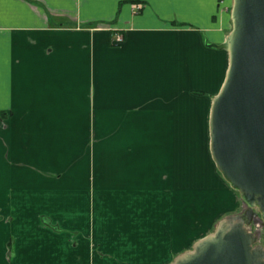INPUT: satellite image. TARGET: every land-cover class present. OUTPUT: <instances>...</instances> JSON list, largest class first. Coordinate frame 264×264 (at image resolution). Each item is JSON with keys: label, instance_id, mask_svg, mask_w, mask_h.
I'll return each mask as SVG.
<instances>
[{"label": "crops", "instance_id": "1", "mask_svg": "<svg viewBox=\"0 0 264 264\" xmlns=\"http://www.w3.org/2000/svg\"><path fill=\"white\" fill-rule=\"evenodd\" d=\"M231 5L0 0V264H169L241 207L209 135Z\"/></svg>", "mask_w": 264, "mask_h": 264}, {"label": "water", "instance_id": "2", "mask_svg": "<svg viewBox=\"0 0 264 264\" xmlns=\"http://www.w3.org/2000/svg\"><path fill=\"white\" fill-rule=\"evenodd\" d=\"M231 29L208 47L228 53L225 79L209 115L210 152L218 171L245 203L169 264H264L249 225L264 224V0H232Z\"/></svg>", "mask_w": 264, "mask_h": 264}, {"label": "built area", "instance_id": "3", "mask_svg": "<svg viewBox=\"0 0 264 264\" xmlns=\"http://www.w3.org/2000/svg\"><path fill=\"white\" fill-rule=\"evenodd\" d=\"M142 7V3L140 2H135L133 3V9L138 11ZM123 39V36L121 33H115L114 35V42L119 43ZM257 218V217H256ZM247 230L250 233H253L257 235V238H261V233H262V223H258V221L255 220V217L253 218L252 222L249 225H246Z\"/></svg>", "mask_w": 264, "mask_h": 264}, {"label": "rangeland", "instance_id": "4", "mask_svg": "<svg viewBox=\"0 0 264 264\" xmlns=\"http://www.w3.org/2000/svg\"><path fill=\"white\" fill-rule=\"evenodd\" d=\"M237 193H238V192H237ZM238 194H239V193H238ZM239 197H240V196H239ZM245 206H246L245 203L241 200V207H240L236 212H233V213H231V214L238 213V212L241 211L243 208H245ZM256 217H257V218H256ZM256 217H255V220L258 221V223H263V222H262V219L260 218V215H259V214L256 215ZM251 222H252V221H251ZM213 229H214V228H213ZM213 229H212V230H213ZM212 230H211V231H212ZM262 230H263V239H264V227H263ZM259 240H261V239H259Z\"/></svg>", "mask_w": 264, "mask_h": 264}, {"label": "flooded vegetation", "instance_id": "5", "mask_svg": "<svg viewBox=\"0 0 264 264\" xmlns=\"http://www.w3.org/2000/svg\"><path fill=\"white\" fill-rule=\"evenodd\" d=\"M263 227H264V224L262 223V229H263ZM259 239H261V240H258L257 243L264 247L263 230L261 233V238H259Z\"/></svg>", "mask_w": 264, "mask_h": 264}, {"label": "trees", "instance_id": "6", "mask_svg": "<svg viewBox=\"0 0 264 264\" xmlns=\"http://www.w3.org/2000/svg\"><path fill=\"white\" fill-rule=\"evenodd\" d=\"M8 252L11 254L12 253V241H8Z\"/></svg>", "mask_w": 264, "mask_h": 264}]
</instances>
